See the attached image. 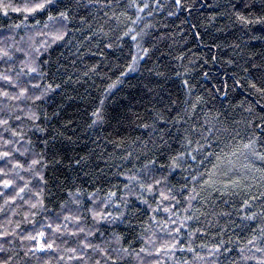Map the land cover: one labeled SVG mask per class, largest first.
I'll return each mask as SVG.
<instances>
[{"label": "trees", "instance_id": "1", "mask_svg": "<svg viewBox=\"0 0 264 264\" xmlns=\"http://www.w3.org/2000/svg\"><path fill=\"white\" fill-rule=\"evenodd\" d=\"M24 2L0 0V8ZM64 3V22L48 20L59 16L55 7L27 20L23 13L0 11V54L9 53L0 59V77L10 75L28 88V98H6L3 92L11 97L19 90L0 78V120L9 122L8 131L0 125V152L14 156L7 166L0 161V168L8 173L2 178L17 186L10 191L0 183V261L264 264V251H257L264 249V161L244 148L255 141V151L264 155V93L251 87L260 88L264 78V23L237 18L260 17L264 0H181L182 8L173 0ZM57 35L64 38L55 40ZM26 65L43 74L29 73ZM208 144L221 153L222 169L237 174L218 175L220 191L196 185L199 195L189 205L188 191L181 195V189L187 183L190 190L191 177L212 164H199L197 155V161L184 159L172 169L171 158L185 147L191 152ZM33 159L41 163L29 171ZM36 171L46 184L37 181ZM229 177L240 187L225 192ZM154 179L161 184L153 192L141 189ZM37 192L44 207L33 209ZM110 192L116 196L109 203ZM160 192L176 199L162 200ZM85 205L116 219L93 221ZM76 214L82 218L78 226L63 219ZM253 214L255 220L246 219ZM221 241L228 251H216ZM41 243L52 249L39 251ZM84 243L98 247L84 249ZM122 247L146 251L119 259Z\"/></svg>", "mask_w": 264, "mask_h": 264}, {"label": "snow or ice", "instance_id": "2", "mask_svg": "<svg viewBox=\"0 0 264 264\" xmlns=\"http://www.w3.org/2000/svg\"><path fill=\"white\" fill-rule=\"evenodd\" d=\"M173 3L177 6L182 8L183 5L181 3V0H173ZM130 7H137V5L135 3H132L129 5ZM55 7V9L59 12V16H52L49 15L48 16V20L49 21H60V22H64L67 21L69 19L68 14L65 11H60L61 7H68L67 4L64 3V0H25L24 3H22L19 6H13L11 4L8 5H4L2 8H0V11L4 12V15L8 14V9H10L12 12H16V13H23L24 15V19L27 20L28 17L30 15H34L36 13H46L49 9ZM145 8L148 7L147 4L144 5ZM245 7H251L250 4H246ZM138 10H142V9H138ZM261 13L262 15L258 18H253V19H249L248 17L244 16V15H240L237 14V18L239 19V21L241 23H264V8H261ZM37 23H39V21H37ZM17 27H19L17 25ZM47 27V25H46ZM66 35V33L64 34ZM64 35H57L55 37V40H62L64 38ZM125 35H128V33H125ZM132 39L135 41L137 39L136 36H132ZM36 52L39 53V49H36ZM9 56V53L7 51H4L2 54H0V59H4L6 57ZM135 59V58H134ZM35 64V62L33 61V65ZM28 67V72L29 73H36L39 75H42L43 73L39 71L37 66H30V65H26ZM25 75H27L28 73H24ZM20 74H17V78L19 77ZM3 79V81L5 83H7L10 86H13L15 88H17L18 94L17 95H13L10 97V94L8 92H3L2 95L6 98H11L13 100H19L21 98H28L26 97V94L28 92V88L27 87H23L20 84H16L13 81L12 76L10 75H3L2 77H0ZM35 78V77H33ZM261 85L260 88H257V85L255 83L251 84V87L253 89H256L258 92L260 93H264V78H261L258 81ZM187 83V82H185ZM31 88L33 89H37L39 87V85H30ZM49 88L51 87V85L48 86ZM37 99H39V97H37ZM94 115H96V113H94ZM8 120H0V125L5 126V131H8L9 129L6 127L8 125ZM19 135L18 133L13 132V136ZM203 139H205V141L207 142V137H202ZM185 141H186V145L188 147L191 146V144L193 143L192 140L188 139L187 136H185ZM10 143V141L8 142ZM244 148L251 150V152L253 153V155H255L258 159L264 161V155L258 153L255 151V141H250L248 144L244 145ZM17 152L19 151V149L16 150ZM196 153V155H193L192 153ZM197 155L201 156L202 159L198 162L199 164H204L205 161H208L209 163L212 164L211 169H206L203 172H199L198 175H193L191 177L192 181L195 182V184L193 185V187L189 190L188 189V184L186 183L183 188L181 189L180 194L182 195L184 191H188V196L185 198L187 200V202L189 203V205L191 204V202L193 200L196 199L197 195H199L196 192V185H203L206 186L208 189H211L213 191H220L219 188L216 187L217 184V177L218 175H224V176H228L229 172H231L233 175H236L237 172L233 169V168H229L228 171H224L221 167L222 161H223V157L221 155V153H218L214 148H212L211 144H208V147L205 148L203 145H200L197 148H192L191 152L188 151V148L185 147V150L181 153H179L178 156L176 157H172L171 158V164L169 165L170 168L175 169L179 167V163L178 161L184 160V159H190L192 161H197ZM14 159L13 154L10 151H4V152H0V161H4L5 162V166H7L8 163L11 162V160ZM41 162L37 159H33L31 161V164L29 165V171L33 170V167L36 165H39ZM16 167L18 168H22L23 165L17 163ZM7 172L4 171V169L0 168V183H2V186L4 189H8L10 191H15L16 187L13 184L12 180L9 179H3V176H7ZM34 176L37 179V181L41 184H46V181L44 180V177L40 175L39 171L34 172ZM22 179V177H21ZM127 179L129 181L132 180H136L137 182H139V177L137 176H129L127 177ZM161 184V180L159 179H154L153 183H149L147 185L141 183L140 187L141 189L148 191V192H153L154 186L155 185H159ZM229 186H231L233 189L235 188H239L240 184L237 180L232 179L231 177H229V181L228 184L224 186V191L227 192L229 191ZM28 185L25 184L24 187L19 188V191L16 193L17 196L20 195V193H24L25 192V188H27ZM36 197H37V202L32 204L31 207L33 209H37V208H43L44 204H43V200L40 199L39 197L41 196L40 192L35 193ZM87 195V194H86ZM94 195V194H93ZM109 203L111 202V197H115L116 193L115 192H110L109 194ZM159 195L161 196L162 200H167V201H172L176 199L175 194H171L169 193L168 195H166L164 192H160ZM14 198V197H13ZM22 198V197H21ZM7 203V201H5ZM76 202L78 203H82L81 201L77 200ZM102 204H104V201H101ZM144 203H147V201H144ZM179 206V201H177V205ZM85 210L88 211L91 214V218L93 221H108L111 222L109 220V217H112L111 213H107L105 215L104 211H97L96 207L98 206H94L93 208H87L86 205L84 206ZM107 207V205L105 204V208ZM125 207H127V205H125ZM190 209H185V211H189ZM165 212H170L171 210L168 208L164 209ZM123 217H121L122 219ZM57 219H59V217H57ZM65 222L68 221H72L73 223H75L77 226L79 225V223L81 222L82 218L79 214H76L74 216H64L63 217ZM116 218L112 217V220H115ZM186 220H190L193 219V216H186L185 217ZM198 219V217H197ZM246 219L248 220H255L256 216L255 214H253V216L250 217H246ZM173 223L175 224L176 221H173ZM47 227L49 229L52 228V225L49 224L47 225ZM61 230V225H57L55 231L59 232ZM180 228H176L175 231L177 234H179L180 232ZM84 229L83 228H79V233H83ZM79 233H73V235H78ZM7 234L5 233V236ZM45 233L44 232H39L38 236L39 237H44ZM94 233L92 231H88L87 236H93ZM262 235H264V230H262ZM87 236L85 237V240H87ZM29 239L35 241L37 240V236H31L29 237ZM255 240V237H253V239L248 240L249 244H252L253 241ZM146 243H154L151 240L146 241ZM167 243V242H166ZM169 247H175V243L168 245ZM98 246L93 245L91 243H84L82 245V248L87 249V248H96ZM223 247L225 248L226 251H228L227 246H226V242L221 241L218 245H216V251L218 252L219 249ZM37 248L39 251L43 252L46 250H50L52 249V244L51 243H41L37 245ZM5 251V249L0 248V252ZM73 252L76 251V249H72ZM146 249L145 248H141L139 252H136L135 249L133 248L131 251L128 248H121L119 250V252L117 253L118 258L119 259H124L125 257L128 256H135V257H139L140 253L145 252ZM160 249H157V252H159ZM188 251H194L193 249L189 248ZM243 251V249L241 250ZM257 251H264V249H257ZM152 253H149V255H151ZM107 257V260H110L111 257L107 255V253L104 254ZM73 257H70V259H72ZM75 259L77 261H82L83 257H75ZM0 264H8V261L2 260L0 261Z\"/></svg>", "mask_w": 264, "mask_h": 264}]
</instances>
